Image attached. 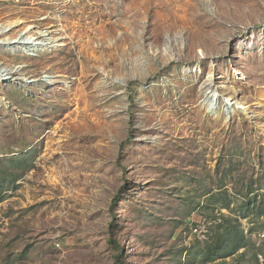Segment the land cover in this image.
I'll return each instance as SVG.
<instances>
[{
  "label": "rangeland",
  "instance_id": "obj_1",
  "mask_svg": "<svg viewBox=\"0 0 264 264\" xmlns=\"http://www.w3.org/2000/svg\"><path fill=\"white\" fill-rule=\"evenodd\" d=\"M0 191V264H188L224 217L253 264L264 0H0Z\"/></svg>",
  "mask_w": 264,
  "mask_h": 264
},
{
  "label": "trees",
  "instance_id": "obj_2",
  "mask_svg": "<svg viewBox=\"0 0 264 264\" xmlns=\"http://www.w3.org/2000/svg\"><path fill=\"white\" fill-rule=\"evenodd\" d=\"M35 157L36 155L33 153H22L20 156L11 157L12 159H10L9 163H6L5 166L12 168L7 169V172H10L13 176L11 181L12 183H15L16 179L21 178V176L32 167ZM254 190L255 189H251V194L255 192ZM122 192L124 191H121V193ZM121 193L116 197L114 205L120 202L123 196V193ZM254 196L255 199H257V195ZM250 204V202L247 203V206L244 209V218H248L252 213ZM261 212L264 213V210ZM254 214L257 215V213ZM258 215H260V213ZM191 220L192 219H189L187 226L183 227L181 232H186V234L188 232L192 234L191 227L197 226L200 228V233L196 234L198 244H196V247H194L195 249H193L195 254L193 255L190 253V260L188 264H196V260L199 264H243V262L247 260L249 255L248 251H240L242 249L247 250L249 246L248 240L244 231L234 223V219L230 217H224L221 222L217 223L215 228H211L210 234H208L207 230L205 231L201 228V226L205 225L196 224ZM116 226V223L111 224L112 229H114ZM110 243L114 244L117 248L115 264H125L123 257L124 251L118 247V244L114 239L111 238ZM258 252L259 253L252 257L253 264H262L259 255L264 259V248L261 247Z\"/></svg>",
  "mask_w": 264,
  "mask_h": 264
},
{
  "label": "bare ground",
  "instance_id": "obj_3",
  "mask_svg": "<svg viewBox=\"0 0 264 264\" xmlns=\"http://www.w3.org/2000/svg\"><path fill=\"white\" fill-rule=\"evenodd\" d=\"M15 43H16V42H15ZM17 43L19 44V43H21V41H19V42H17ZM22 44H23V43H22ZM14 45H15V44H14ZM24 45H25V44H24ZM39 46H42V47H43L44 45L40 44ZM236 104H237V103H234V104H233V107H234V110H233V111H234V112H236L238 109H240L239 107H236V106H235ZM231 113H232V111L230 112V114H231Z\"/></svg>",
  "mask_w": 264,
  "mask_h": 264
},
{
  "label": "built area",
  "instance_id": "obj_4",
  "mask_svg": "<svg viewBox=\"0 0 264 264\" xmlns=\"http://www.w3.org/2000/svg\"><path fill=\"white\" fill-rule=\"evenodd\" d=\"M193 231H194V233H198V232H200L198 227L193 228ZM58 246H59V244H58Z\"/></svg>",
  "mask_w": 264,
  "mask_h": 264
}]
</instances>
